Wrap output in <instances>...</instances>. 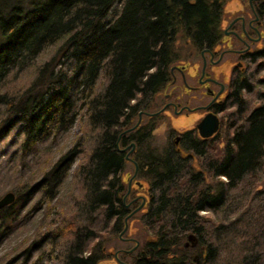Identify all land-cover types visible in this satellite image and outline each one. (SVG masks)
<instances>
[{
  "label": "trees",
  "instance_id": "1",
  "mask_svg": "<svg viewBox=\"0 0 264 264\" xmlns=\"http://www.w3.org/2000/svg\"><path fill=\"white\" fill-rule=\"evenodd\" d=\"M117 1L120 11L107 20ZM225 1L0 0V84L12 71L37 70L19 95L0 91V104L5 106L0 112V139L13 130L21 137L12 160L18 159L15 165L23 175L12 188L15 200L0 208V245L54 197L76 153L83 150V141L80 138L51 163H40L35 150L82 116L90 143L76 175L85 187L86 212L93 213L88 217L93 223L75 224L63 217L68 247L62 264L109 262L97 238L98 229L113 233L123 224L127 209L122 203L126 187L121 171L127 158L117 143L131 141L136 144L134 159L149 182L148 209L140 211L152 232L139 245L135 262L215 264L219 260L225 232L232 224L216 223L199 211H216L229 192L259 169L264 157V90L256 89V98L261 100L256 105L246 95L263 78L245 74L231 83L229 132L220 147L213 138L202 139L190 128L181 139L184 149L179 146L156 153L148 148L141 158L140 150L151 136L157 115L149 117L151 122L140 120L132 130L122 131L136 123L140 110L157 105L156 94L170 80V67L180 56L178 40L190 45L189 57L218 40L223 7L227 8L229 0L224 5ZM261 10L264 18L263 5ZM55 42H60L55 53L42 65L35 64L46 46ZM256 58H263L264 63V44ZM61 60H68L67 70L54 68ZM212 149L216 154H210ZM194 156L204 157V169L194 168ZM207 176L214 179L208 181ZM252 229L249 237L239 234L245 245L237 255L239 264L249 259L264 262V226ZM233 233L230 237L236 239L237 231ZM34 243L20 250L25 254L21 259L19 253L2 254L0 264L27 260L39 264L42 252L34 259L30 252Z\"/></svg>",
  "mask_w": 264,
  "mask_h": 264
},
{
  "label": "rangeland",
  "instance_id": "2",
  "mask_svg": "<svg viewBox=\"0 0 264 264\" xmlns=\"http://www.w3.org/2000/svg\"><path fill=\"white\" fill-rule=\"evenodd\" d=\"M227 1L228 0L224 2V5ZM235 1L236 0L229 1L228 5H233V2ZM120 7V2H115L110 13L106 17L107 20H112L113 18H115L120 11ZM59 44L60 42H55L46 46V48L36 58L35 64L37 63V65L40 66L45 63V61L55 53L56 48H58ZM189 46L190 45L187 44V42L181 40H178L176 42V48H179L180 56L173 64L179 66L182 64H186L187 67L190 66V73H199V67H197V63L200 61L199 51L192 54L194 57H189L188 53L190 54L191 51H193ZM262 60L263 58H256L254 61L246 60L244 62V72L247 75L253 76L255 79H264V63ZM67 61L68 60H61L55 62L54 68L67 70V68H69V64ZM36 72L37 70L34 67L22 68L19 71H12L7 76V78L2 81V84H0V91H6V93L9 94L19 95L34 80ZM263 79V83H261V85H256L254 91L246 95V97L249 98V101H251V104L253 105L261 102L260 99L256 98V89L258 91L264 90ZM101 80L102 79L99 80V83L101 82ZM193 82V80L190 81V83ZM169 90L170 87L168 86V84H166L163 89H161V91L156 94L155 101L157 105L153 106V108H150V110L148 111H156L161 108L163 104V94L164 92H169ZM185 98H188V96H185ZM4 107L5 106L3 104H0V112ZM231 110L232 106H229L221 114L222 123L219 131L215 133L213 138L215 143L214 145L216 146L220 147L226 133L228 136L230 121L229 113ZM166 113L162 112L156 114L157 116L152 115V117L156 116L154 117L155 126L151 129L150 138L144 143L140 150L141 158L145 157L146 153L148 152V148H152L156 153L164 152L167 148L170 151L179 146L184 149L183 143L178 142L175 144L173 139L176 134H178L179 130L187 128L189 129L194 126L197 115L194 111L177 115H172L170 111ZM149 117L151 116L142 114L141 120L143 121V123L146 121L151 122ZM85 123L86 122L84 121L82 116H79L78 120H76L72 127H70L67 131L61 132V134L56 136H49L47 140H45L44 143L40 144L38 149L35 150V153H40V155L37 157L39 158L38 160L40 163H44L47 161H50L51 163L61 153L72 147L76 143V141L80 140V138L82 139L81 141H83L80 146V148H83V150H80V152L78 151L76 153L74 162L72 163L66 177L59 185L54 197L48 201H44V203L38 207L36 215L33 218H30V221L25 222L21 226L19 232L13 234L0 245V256L2 254L11 256L19 253L17 256L21 259L25 254L22 252L20 253V250L35 242V245L39 243L40 244L37 247L34 245L30 252L33 253V259L38 257L39 253L42 252V259L40 260L39 264H62L63 256L65 255L66 249L68 247V242L67 240H64L63 236L62 227L66 222V219H63V217L67 219L72 218L75 224H84L86 222L87 224L93 223V221L88 218L89 216L92 217L93 213L90 212L89 215H87L86 212L85 187L81 182L79 175H76V169L79 163H81L85 159V154H87L86 150L88 147L86 146L88 143H90L88 138L89 134L86 133L87 129ZM14 131L15 130L11 131L10 134H8L6 137L0 139V196H2L6 191L12 190L13 187L19 184V179L23 178V175L19 170V166L15 165V162L17 163L18 159L12 160L16 157V153L13 151L19 148V144L21 142V137H16ZM126 145H119L117 143V147L124 148V152L130 150V146L126 147ZM133 149H136V147H134ZM209 151L210 154H216L213 149ZM184 152L187 153V151L185 150ZM132 156L134 157V154H132ZM132 160L136 161L137 163L136 159ZM132 160L127 158L121 171V176L125 182L126 188H128L127 186L129 183V178L132 176L135 170V166ZM203 162L204 157L194 156L192 165L196 170L204 169L202 166ZM137 167H139L138 163ZM141 170H136V174L132 176V178H135L134 180L139 181V183L141 182L143 184V189L133 183L130 187L131 192H128V198L134 196V194L137 192H149V182L145 176L146 174H142ZM207 178L208 181L214 179H212L210 176H207ZM246 180L240 186L229 192L228 196L225 197L224 203L216 211H199L200 214L205 215L212 221L214 220L216 223L223 222L228 225L232 224L233 227L231 229L228 228V231L225 232V238H227L222 244L223 250L219 255V260L215 264H239L237 262V255H241L244 252L245 248V245L242 244V240L240 239L239 234H243L245 237H249L252 235V228L254 226H264V157L259 166V169L252 175L248 176ZM126 193L127 189H125L124 195ZM31 202L32 201H30L29 204ZM129 227L130 228L127 230L126 235L137 240L139 242V245L143 243V240H146L148 237L152 236V232L145 224L144 218L141 217L140 210L129 219ZM233 231H237L238 236L234 237L236 239H231L230 237L231 234H234ZM118 233L119 231L111 233L110 229L109 231H107L102 227L98 229L99 237L97 238L98 240H101L102 248L104 251H107L109 256L107 262L111 260V252L114 251V249L119 248L120 246L128 245V243L125 244L117 237ZM40 238H42V241L39 240ZM131 244L133 245L134 242H131L130 245ZM252 260H247V264H256V261L255 263H252ZM23 264H29L28 260L24 261ZM257 264H264V262Z\"/></svg>",
  "mask_w": 264,
  "mask_h": 264
},
{
  "label": "flooded vegetation",
  "instance_id": "3",
  "mask_svg": "<svg viewBox=\"0 0 264 264\" xmlns=\"http://www.w3.org/2000/svg\"><path fill=\"white\" fill-rule=\"evenodd\" d=\"M233 5L227 4V8L223 7L218 40L212 46H204L199 51L200 61L197 63L199 73H190V66L187 67L186 64L180 66L173 64L170 67L171 78L167 82L170 90L164 92L163 104L156 114L170 111L172 115H177L194 111L197 115L196 123L204 114L211 111L217 114L220 128L221 114L228 108L227 104H229L231 83H234L235 77H242L246 74L244 62L246 60L254 61L256 53L264 44V18L261 10V6H264V0H236ZM191 80L194 82L190 83ZM140 111H142V116L145 114L143 111L147 110ZM195 123L191 129L196 132L198 137L202 139L214 138L215 134L206 138L201 137ZM187 129L178 131L176 134L179 136L178 140L176 141V136L173 139L175 144L181 142L183 133ZM128 146H130V150L126 151L125 156L128 154V159L131 160L134 159L132 154H134L135 149L133 148L136 146L135 143L134 145L131 143L126 145V147ZM138 170L139 167H137ZM134 179L132 176L129 178L130 182L126 188L127 195H123L122 198V203L127 212L117 234V237L128 245L114 249L111 252V260L106 264H137L135 251L139 247V242L133 237L127 236L126 232L130 228L129 219L139 210L146 211L148 209L147 203L150 195L149 192H137L128 198V192H131L130 187L133 183L141 186L139 181ZM131 242L134 244L130 245ZM195 259L198 262L197 255H195Z\"/></svg>",
  "mask_w": 264,
  "mask_h": 264
},
{
  "label": "water",
  "instance_id": "4",
  "mask_svg": "<svg viewBox=\"0 0 264 264\" xmlns=\"http://www.w3.org/2000/svg\"><path fill=\"white\" fill-rule=\"evenodd\" d=\"M159 110L156 111H143L146 115H154L156 113H158ZM141 113L142 111H139V119L137 120V122L129 127L124 129L122 132H126L129 131L131 129H133L134 127H136L140 121V117H141ZM195 127L198 131V134L201 137H210L212 135H214L219 128V119L216 113L214 112H207L206 114H204L196 123H195ZM121 132V133H122ZM121 133L119 134V136L121 135ZM179 136H176V141L178 140ZM131 145H134V142H131ZM118 149L120 151H122L124 148H120L118 147ZM126 157L128 158V155H126ZM132 160V159H131ZM135 166V170L134 173L132 174V176H134L136 174V170H137V163L136 161L132 160ZM130 182V180H129ZM15 200V193L13 190H8L6 191L2 196H0V208H2L5 205L10 204L11 202H13ZM130 215V214H129Z\"/></svg>",
  "mask_w": 264,
  "mask_h": 264
}]
</instances>
